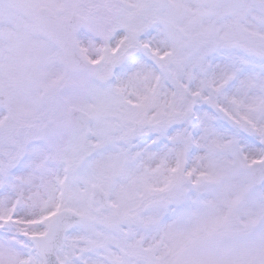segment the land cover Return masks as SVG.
Masks as SVG:
<instances>
[{
	"label": "snow or ice",
	"instance_id": "snow-or-ice-1",
	"mask_svg": "<svg viewBox=\"0 0 264 264\" xmlns=\"http://www.w3.org/2000/svg\"><path fill=\"white\" fill-rule=\"evenodd\" d=\"M0 264H264V0H0Z\"/></svg>",
	"mask_w": 264,
	"mask_h": 264
}]
</instances>
